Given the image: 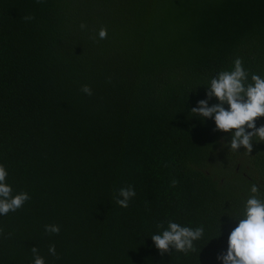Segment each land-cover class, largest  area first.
I'll list each match as a JSON object with an SVG mask.
<instances>
[{
  "label": "trees",
  "instance_id": "1",
  "mask_svg": "<svg viewBox=\"0 0 264 264\" xmlns=\"http://www.w3.org/2000/svg\"><path fill=\"white\" fill-rule=\"evenodd\" d=\"M236 58L264 78V0H0V165L30 196L0 215V264L33 247L45 264H222L253 185L264 199V142L232 151L190 110ZM169 221L204 228L195 252L156 249Z\"/></svg>",
  "mask_w": 264,
  "mask_h": 264
},
{
  "label": "clouds",
  "instance_id": "2",
  "mask_svg": "<svg viewBox=\"0 0 264 264\" xmlns=\"http://www.w3.org/2000/svg\"><path fill=\"white\" fill-rule=\"evenodd\" d=\"M41 2V0H37ZM25 21L34 19L32 16L22 17ZM84 29L86 25H80ZM99 39L107 38V29L98 31ZM243 67L242 60L236 58L231 70H222L211 80L205 93V99L199 100L196 107L190 111L196 115L214 120V131L228 133L232 131L231 139L227 146L232 151H238L241 147L250 154L253 150V138L258 142H264V124L257 127V118H264V78L258 74L251 75ZM81 91L91 95L92 91L88 85H83ZM215 98L217 103L209 106L208 101ZM227 105V108L224 105ZM225 144L222 143L221 147ZM8 173L3 165H0V215L14 212L30 199V196L21 192L13 195L12 188L6 183ZM177 184L172 181V186ZM251 195L246 202L239 218L227 237L226 251L217 255L216 259L222 264H264V199L257 195L259 189L253 185L250 189ZM135 196L132 186L122 187L118 190L115 202L122 208L128 207L131 198ZM163 223L157 224L162 228ZM45 231L58 234V225H45ZM204 233V228L195 229L181 226L169 221L167 228L160 234L151 236L156 249L161 253H167L170 249L185 254L195 252L194 241L199 240ZM49 254L57 256L55 245L49 246ZM33 253L32 264H45V260L38 253V248H31Z\"/></svg>",
  "mask_w": 264,
  "mask_h": 264
}]
</instances>
